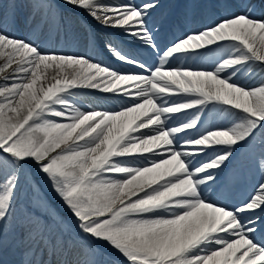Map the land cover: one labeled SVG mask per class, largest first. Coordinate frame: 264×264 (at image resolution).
Instances as JSON below:
<instances>
[{
	"label": "snow or ice",
	"instance_id": "1",
	"mask_svg": "<svg viewBox=\"0 0 264 264\" xmlns=\"http://www.w3.org/2000/svg\"><path fill=\"white\" fill-rule=\"evenodd\" d=\"M172 2L0 0V264H264V80L244 82L264 0H183L211 19L161 44ZM83 90L119 103L85 109ZM253 158L260 181L229 203Z\"/></svg>",
	"mask_w": 264,
	"mask_h": 264
},
{
	"label": "bare ground",
	"instance_id": "2",
	"mask_svg": "<svg viewBox=\"0 0 264 264\" xmlns=\"http://www.w3.org/2000/svg\"><path fill=\"white\" fill-rule=\"evenodd\" d=\"M177 6H178V9L176 10L175 14L173 12L167 13L168 18L171 17L175 21V26H177V29L175 30V32L178 29H181L180 26H182V25H183V27L185 26L184 16L186 13L191 14V21H192L195 18V14L197 12L196 6L186 5L183 9L180 7L179 4H177ZM165 11H166V9L164 8L160 12H165ZM18 12L22 17L23 15L26 14V9L23 6H20L18 8ZM256 14L259 15L260 10H257ZM80 15L85 20H88L94 28H98V26H96V24H95V21H91L90 18H88L86 16V14L81 13ZM173 15H176V16H173ZM156 16H158V19L161 20V16L159 15V13L154 14V17H156ZM206 22H207V20L204 21V23H206ZM175 26L173 24H171V27L175 28ZM21 34H26V33L22 32ZM116 35L120 36L119 33H116ZM127 47L129 50H131L129 48V46H127ZM77 50L80 51L81 53H83L85 49L83 48V46H81ZM100 58L105 60L107 63L114 65L117 68L127 69L126 65L118 62L114 57H111L107 53H103ZM0 63H3L2 59H0ZM51 72H52V70H48L47 74L51 75ZM261 80H264V71H261L258 67H256V68H254L253 75L251 77L246 78L244 80V82L248 83L249 85H255V84L259 83ZM76 99L79 101L80 104H82L85 107V109H87L89 105H102L104 107L111 108V107H114L117 103H119V101L116 98L108 96V95H100V94L96 93L94 90H83L81 92V94ZM204 115H207V117L204 120V122L202 123L203 127H207L211 123H218L219 122V119L217 117V113L215 112V110H213L211 108L207 109L204 112L203 116ZM227 188L223 190V196L225 199H226ZM238 197L241 200L245 199V196H243V194H238ZM238 197L231 200V203L238 202L239 201ZM261 239H264V238L262 237Z\"/></svg>",
	"mask_w": 264,
	"mask_h": 264
},
{
	"label": "rangeland",
	"instance_id": "3",
	"mask_svg": "<svg viewBox=\"0 0 264 264\" xmlns=\"http://www.w3.org/2000/svg\"><path fill=\"white\" fill-rule=\"evenodd\" d=\"M209 13H205L204 15L199 14L202 17H206ZM154 21H160L158 19V17H153ZM166 20V19H165ZM162 20V24H161V30L163 29V24L164 21ZM160 30V32H161ZM109 31V30H108ZM170 39V35L167 36ZM174 37V36H173ZM160 38V33L158 35V40ZM130 42V40H127ZM133 45H135V43L133 42ZM254 159V158H253ZM252 160H249L246 164V168H249L251 171L248 172H243V174H241L234 182L232 188L228 189L229 193H238L240 191H242L243 189H245V186L247 183H254V179H253V175L254 176H258L260 177V173L257 170L256 166H254L251 169V166L254 165V162ZM253 173V175H252ZM40 190L41 193L43 194L44 197L47 198L48 202L50 203V205L63 217H65V219H71V214L68 212V210L64 207V205L62 204V202L60 201V199L56 196V194L51 190L50 186L48 185V183L44 180H40ZM264 238V231L258 232L256 234V239L257 240H261V238Z\"/></svg>",
	"mask_w": 264,
	"mask_h": 264
}]
</instances>
